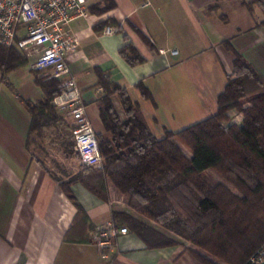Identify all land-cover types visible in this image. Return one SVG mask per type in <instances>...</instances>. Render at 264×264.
Masks as SVG:
<instances>
[{
	"label": "crops",
	"instance_id": "obj_1",
	"mask_svg": "<svg viewBox=\"0 0 264 264\" xmlns=\"http://www.w3.org/2000/svg\"><path fill=\"white\" fill-rule=\"evenodd\" d=\"M262 20L261 0H91L87 15L70 23L77 43L66 62L95 131L109 138L99 117L103 89L97 71L126 90L156 138L214 114L217 97L234 71V56L224 43L264 76ZM106 27L115 30L106 34ZM126 44L143 62L130 65L120 55ZM171 49L177 53L171 55ZM36 73L46 79L30 68L29 61L6 74L0 71V264H201L191 252L193 246L130 207L128 195L110 179L107 199L78 181L70 184L86 214L76 218V207L57 179L67 181L81 170L61 146L44 147L46 139L40 148L26 146L30 114L25 102L43 96L34 81ZM138 83L150 97L142 94ZM111 100L123 117L117 97ZM229 115L231 122H242L241 113ZM47 148L62 152L55 154L60 169L50 165ZM114 213L141 221L176 244L147 247L129 228L128 219ZM109 222L128 232L118 235L111 249L100 251L89 240L88 227Z\"/></svg>",
	"mask_w": 264,
	"mask_h": 264
},
{
	"label": "trees",
	"instance_id": "obj_2",
	"mask_svg": "<svg viewBox=\"0 0 264 264\" xmlns=\"http://www.w3.org/2000/svg\"><path fill=\"white\" fill-rule=\"evenodd\" d=\"M224 45L234 56V71L217 97L216 112L178 131L166 130L162 138L148 131L138 104L126 90L97 71V83L103 89L98 99L99 117L109 134L106 138L96 132L103 166L82 167L67 181L56 178L75 205L76 218L83 219L86 214L70 184L78 181L107 199L106 180L110 179L128 195L130 207L193 246L191 252L201 264H247L264 249V76L227 42ZM119 53L130 65L143 62L130 44L122 46ZM26 63L27 58L15 47H0L2 74ZM34 81L43 96L37 102H25L30 114L26 146L40 148L49 139L68 153L72 127L53 104L59 82L37 73ZM137 86L150 97L141 83ZM112 96L117 97L123 117ZM231 111L242 114L240 124L231 122ZM231 163L244 174L231 169ZM113 215L128 219L129 228L147 247L176 244L141 221ZM93 228L90 225L88 232Z\"/></svg>",
	"mask_w": 264,
	"mask_h": 264
},
{
	"label": "built area",
	"instance_id": "obj_3",
	"mask_svg": "<svg viewBox=\"0 0 264 264\" xmlns=\"http://www.w3.org/2000/svg\"><path fill=\"white\" fill-rule=\"evenodd\" d=\"M90 1L0 0V47H15L28 59L32 70L41 72L46 79L54 78L59 82V93L53 104L68 117L79 165L101 168L103 163L96 131L86 115L79 87L66 62V55L74 50L77 43L70 23L87 15ZM112 30L115 28L106 27L104 33L109 34ZM169 53L175 55L177 50L171 49ZM127 232V227L109 222L93 228L88 236L103 251L111 249L113 240ZM262 260L264 249L252 256L247 264H258Z\"/></svg>",
	"mask_w": 264,
	"mask_h": 264
},
{
	"label": "rangeland",
	"instance_id": "obj_4",
	"mask_svg": "<svg viewBox=\"0 0 264 264\" xmlns=\"http://www.w3.org/2000/svg\"><path fill=\"white\" fill-rule=\"evenodd\" d=\"M55 110L57 111V113L58 114H61V112H59L56 108H55ZM62 115V114H61ZM63 116V115H62ZM65 117V116H64ZM65 121V120H64ZM69 126H70V124H68ZM61 127V126H60ZM63 127V126H62ZM66 129H68V128H66ZM49 133H51V134H53L52 133V131L51 132H49ZM68 134L69 135H71V136H69V138H68V145H70V150H69V152L67 153L66 152V156L68 157V159L70 160V161H74V163H75V165H76V167H77V169L78 170H81L82 169V167L79 165V162H78V158H77V154H76V152H75V150H74V141H73V136H72V133L70 132V131H68ZM49 142H50V140L49 139H46V141H45V145H44V147H48V145H49ZM57 146H59V145H57ZM56 146V147H57ZM58 149H59V147H58ZM47 150H50V148H47ZM63 151L65 152V150L63 149ZM186 151V150H185ZM48 153H49V155H51V157H50V160H49V163H50V165L51 166H53V167H58L59 169H60V162H58V158H56V156H55V154L57 155V153H61L62 154V152H60V151H57V150H50V151H48ZM62 163V162H61ZM234 165L235 164H233V163H231V166H230V168L231 169H233L234 171H240L241 172V170H236L235 168H234ZM236 166V165H235ZM61 167H62V165H61ZM57 168V169H58ZM66 171H70V169L69 168H66L65 169ZM241 173H243V172H241ZM244 174V173H243ZM151 221V220H150ZM160 226V225H159ZM156 227H158V226H156ZM162 228V227H161ZM164 229V228H163ZM164 231H167V230H165L164 229ZM169 232V231H168ZM175 235V234H174ZM176 237H178L179 239H181L179 236H177V235H175Z\"/></svg>",
	"mask_w": 264,
	"mask_h": 264
},
{
	"label": "water",
	"instance_id": "obj_5",
	"mask_svg": "<svg viewBox=\"0 0 264 264\" xmlns=\"http://www.w3.org/2000/svg\"><path fill=\"white\" fill-rule=\"evenodd\" d=\"M258 264H264V260H262L260 263H258Z\"/></svg>",
	"mask_w": 264,
	"mask_h": 264
}]
</instances>
